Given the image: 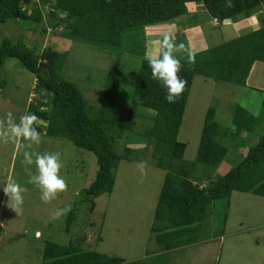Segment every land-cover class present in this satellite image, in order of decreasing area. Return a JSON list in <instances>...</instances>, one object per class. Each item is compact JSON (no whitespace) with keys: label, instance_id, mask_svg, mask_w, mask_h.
<instances>
[{"label":"rangeland","instance_id":"rangeland-1","mask_svg":"<svg viewBox=\"0 0 264 264\" xmlns=\"http://www.w3.org/2000/svg\"><path fill=\"white\" fill-rule=\"evenodd\" d=\"M40 3V0H32L27 6L28 12L36 6L41 8ZM41 9L46 13L51 8ZM256 13L264 15V4ZM205 19L208 18H199L200 21ZM46 25V20L41 24L22 19L0 23V41L5 37L13 42L21 39L38 51L51 46L66 53L62 76L79 86L87 105L99 106L110 83V91L123 103H130L132 88L123 84L120 76L133 73L140 65L142 55L135 44L133 52L130 48L119 52L58 36L49 27L44 31ZM244 26L240 28L242 31H237L224 26L214 28L210 24L205 25V31L212 33L218 43L250 30ZM168 29L161 30L160 36L146 29L147 58L157 56L161 36L163 39L172 33ZM217 31H223L224 35L217 37ZM207 40L212 39L208 36ZM172 44H175L173 48L167 42L163 53L159 49L161 60H175L184 55V43L178 40ZM165 55H169V59H165ZM118 60L121 70L114 76ZM261 66L258 63V71H262ZM261 76L264 77V71ZM35 85L34 74L18 59H9L0 67V264H41L47 242L60 245L73 242L84 250L119 256L126 262L139 260V264L264 262V196L240 191L232 193L228 209L225 200L212 203L199 241L167 253L157 252L158 244L151 229L165 171L155 166L151 148L136 152L140 159L120 161L110 193L96 198L83 193L95 177L96 156L67 139L49 138L25 130L27 105L47 96L42 91L36 92ZM263 101V92L250 86L199 74L194 77L178 140L186 143L182 163L195 164L193 176L198 183H209L223 176L242 160L247 147L238 146L237 141L246 142L248 146L259 137L258 133L250 134L247 139L219 137L228 147L224 160L216 166L196 162L208 108H214L215 120L222 131L232 127L235 105L260 116ZM153 113L139 106L134 115L138 130L152 124ZM132 137L137 139L136 135ZM121 140L116 144L120 151ZM131 145L143 146L141 143ZM70 208L76 209V219L67 231Z\"/></svg>","mask_w":264,"mask_h":264},{"label":"trees","instance_id":"trees-1","mask_svg":"<svg viewBox=\"0 0 264 264\" xmlns=\"http://www.w3.org/2000/svg\"><path fill=\"white\" fill-rule=\"evenodd\" d=\"M40 7L28 12L32 0H0V23L13 19L41 24L56 35L94 46L118 50L130 48L141 51L139 67L122 74L121 82L132 88L130 103H123L110 91L112 83L99 106L87 105L79 86L63 78L66 53L51 46L42 51L28 47L23 40L10 38L0 41V67L9 59H18L34 74L36 92L47 96L31 101L26 108L25 130L54 139H67L75 146L96 156L97 171L83 193L94 198L110 193L115 185L121 160L140 159L135 153L149 150L156 167L165 171L163 184L154 213L152 232L158 244L157 252L167 253L189 246L201 238L203 223L212 203L225 200L229 207L234 191L264 196V101L261 115L256 116L245 107L234 106L232 127L220 131L213 107L205 114L198 145L196 162L216 166L224 160L228 147L219 137L249 138L256 135L254 144L246 146L242 160L223 176L209 183H198L193 176L194 163H182L186 143L178 140L193 79L196 75L246 86L253 64L264 62V16L261 25L250 32L235 36L217 45L191 52L184 35L162 39L160 51L168 42L184 43V55L163 61L146 57V29L164 23H174L187 16L184 26L196 21L197 14L188 12L187 3L196 2L218 23L237 21L252 16L264 0H40ZM192 17V18H189ZM61 26V29L58 27ZM137 38H140L137 40ZM135 44V49L133 45ZM117 57H120L117 54ZM116 57V58H117ZM169 59V55L164 56ZM119 59V58H118ZM116 62L114 76L120 71ZM4 86V83L1 84ZM264 94V91H261ZM139 106L154 111L152 124L138 130L134 115ZM134 132L136 138H133ZM245 133V135L243 134ZM122 139V150L117 140ZM252 140V139H251ZM143 144L132 147L131 144ZM245 147V148H246ZM141 152V151H140ZM191 164V165H189ZM194 164V165H193ZM226 216V215H225ZM76 219V209L68 210L66 230ZM226 217H224V220ZM155 251V252H156ZM126 262L119 256H109L94 250H84L73 242L60 245L45 244L41 264H139ZM264 264V262L262 263Z\"/></svg>","mask_w":264,"mask_h":264},{"label":"crops","instance_id":"crops-1","mask_svg":"<svg viewBox=\"0 0 264 264\" xmlns=\"http://www.w3.org/2000/svg\"><path fill=\"white\" fill-rule=\"evenodd\" d=\"M187 8H188L189 13L201 15L200 17L205 16L208 19L200 21L199 20L200 17L198 18V16H197L196 18H194V20L196 19L195 22H193L190 25L184 26L182 24V22L185 21V18L180 17V18L176 19V21L174 23L158 24V25L151 26L148 28L155 31L158 34V36H160V32H162L161 30L166 31V28H169L168 31H172V33H169V35H167V36H170L172 38L184 35L187 39V44H185V45L190 49L191 52H195V51H198L201 49H205L209 46H213V45H217V44L221 43L220 41L218 43L216 42L217 39H216V37L213 38V36H211L212 33H209V34L206 33L205 25L211 24L212 27L218 28V29H220L221 26H224L226 29L232 28L233 30L242 31V30H240V28L242 27V24H245V26L250 29L249 31L248 30L246 31V33H247V32H250L252 30L259 28L261 25V21H262V20H260L259 17L264 16L263 14L261 15V14H258L255 12L252 16H250L248 18H242V19L237 20V21H233V20L229 19V20H224L221 23H216L214 21V18H212L207 13V11L203 8V6H201L200 4H198L196 2H189V3H187ZM203 23H205V24H203ZM214 33H215V31H214ZM238 33L239 34H237L236 36L241 35L240 32H238ZM217 34H218V36H217ZM221 35H224L223 31L222 32L221 31L216 32L217 37H221ZM208 36H210L212 39L210 41L211 43L208 42V40H207ZM154 39L157 41V37H155ZM213 39H215V40H213ZM155 43H157V42H155ZM161 43H162V36L160 38L159 44H157L159 49H161L160 48ZM196 46L200 47V49H196ZM159 49L156 51V54H157L156 57H152V58L149 57V58L152 60H157L159 57V52H160ZM147 53L148 52H146V55H147ZM258 63L260 65H262L261 68H262V71H264V62L256 61L250 70V73H249L247 81H246V86H250L254 89L264 91V77L262 78V76H261L262 71L257 70ZM253 71H255V73H253ZM257 71H258L259 77L257 76ZM253 74H254V78H253Z\"/></svg>","mask_w":264,"mask_h":264},{"label":"clouds","instance_id":"clouds-1","mask_svg":"<svg viewBox=\"0 0 264 264\" xmlns=\"http://www.w3.org/2000/svg\"><path fill=\"white\" fill-rule=\"evenodd\" d=\"M214 21H215L216 23H218V21H217L216 19H214Z\"/></svg>","mask_w":264,"mask_h":264}]
</instances>
